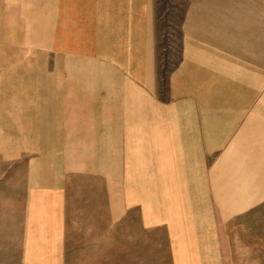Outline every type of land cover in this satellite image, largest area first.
I'll use <instances>...</instances> for the list:
<instances>
[{
    "label": "crops",
    "instance_id": "0c3cea01",
    "mask_svg": "<svg viewBox=\"0 0 264 264\" xmlns=\"http://www.w3.org/2000/svg\"><path fill=\"white\" fill-rule=\"evenodd\" d=\"M181 1L167 68L154 0H0L5 264H264V0Z\"/></svg>",
    "mask_w": 264,
    "mask_h": 264
},
{
    "label": "rangeland",
    "instance_id": "374dc122",
    "mask_svg": "<svg viewBox=\"0 0 264 264\" xmlns=\"http://www.w3.org/2000/svg\"><path fill=\"white\" fill-rule=\"evenodd\" d=\"M157 11V25L160 40V48L162 50L166 67H172L180 58V23L184 14V1L181 0H154ZM9 81H4V86ZM11 132L10 128H0V233L2 231H10L11 211L13 209L9 204L4 205V201H8L12 195L11 189L13 185H19L22 177L15 173L6 171L10 168V161L6 160L7 152H10L12 144L8 138ZM264 229V224H260V230ZM150 232H148L149 234ZM163 232L160 235L161 239L148 238V264H170L172 262V246L174 242L166 237ZM0 242H4L0 240ZM120 244L118 245V243ZM261 243V241H260ZM157 247V249L155 248ZM159 248V251H158ZM16 256L10 250L0 248V264H5L10 259H15ZM133 259V258H132ZM115 264H123L122 245L121 241L116 239L115 249Z\"/></svg>",
    "mask_w": 264,
    "mask_h": 264
}]
</instances>
